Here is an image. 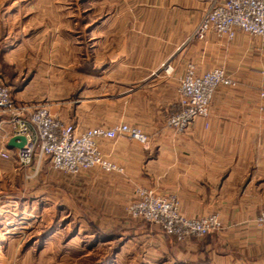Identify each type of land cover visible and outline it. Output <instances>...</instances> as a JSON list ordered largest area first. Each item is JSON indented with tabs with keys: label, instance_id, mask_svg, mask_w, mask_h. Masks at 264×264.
<instances>
[{
	"label": "crops",
	"instance_id": "crops-1",
	"mask_svg": "<svg viewBox=\"0 0 264 264\" xmlns=\"http://www.w3.org/2000/svg\"><path fill=\"white\" fill-rule=\"evenodd\" d=\"M214 1L143 0L144 6L154 9L156 16L147 20H156V27L141 33L140 44L125 42L119 52L122 56L93 64V71L107 77L110 88L114 87L107 98L116 105L110 115L120 117V122L139 123L151 139L146 146L125 138L99 141L101 151L122 173L95 170L69 177L45 165L41 174L62 197L73 189L85 193L91 188L98 210L109 204L108 211L116 212L121 199L130 200L134 187L144 186L176 196L188 217L220 213L228 230L255 228V218L264 209V42L239 31L233 40L210 32L205 39L186 44ZM13 4V0H0V77L9 86L11 98L18 104L45 102L52 114L72 121L79 130L89 128L80 120L83 106L58 98L53 90L36 88L37 74H30L27 57L34 35L19 33ZM132 53L140 57L133 59ZM190 62L197 65L198 73L224 67L238 84L219 86L209 117L198 119L185 134H176L165 120L178 104V85ZM168 65L171 70L166 71ZM133 116L143 119L137 121ZM9 131V124H4L0 153L9 150L10 156L4 160L18 164L16 148L8 147ZM27 167L33 170L27 177H37L36 161ZM68 178H74L76 185L69 184ZM52 207L49 204L46 209ZM114 241L110 236L93 242L112 250L95 264H133L127 263L138 255H131L132 245L142 242L127 238L111 248ZM218 241L163 239L166 252H148V258L141 256L135 264H261V253L234 254L228 243ZM247 242L258 244L259 240L251 236Z\"/></svg>",
	"mask_w": 264,
	"mask_h": 264
},
{
	"label": "rangeland",
	"instance_id": "rangeland-1",
	"mask_svg": "<svg viewBox=\"0 0 264 264\" xmlns=\"http://www.w3.org/2000/svg\"><path fill=\"white\" fill-rule=\"evenodd\" d=\"M13 1L15 27L19 28L20 34L28 32L34 35L27 57L30 74H37L36 88L44 92L53 90L58 93V98L64 97L70 104L80 105V108L83 106L85 113L81 114L80 120L89 128L112 127L120 123V117L110 115L114 112L115 103L107 100L114 87L111 89L107 77L102 79V75L93 71L92 67L94 63H107L122 56L119 52L124 50L127 41H132L134 46L140 44L143 39L141 33L156 27V20H147L156 16L154 9L152 11L148 7V11L143 0ZM193 40L190 36L186 44ZM129 55L133 59L140 57L139 53ZM133 117L137 121L143 119ZM128 124L143 130L139 123ZM4 158L0 155V264H95L112 250L93 242L110 236L115 238L111 248L127 238L133 239L134 243H143L132 245L131 255H138L127 263L140 262L141 256L148 258L149 253L166 252L168 246L161 244L163 239L184 241L195 238L208 242L225 241L234 254L259 252L262 254L261 264H264V229L256 221L255 228L228 230L218 213L223 222L221 229L206 236H189L180 240L168 234L159 224L127 215L126 205L134 197L135 187L131 191V199H121L123 203L117 205L116 212L108 211L109 204L99 206L98 210L97 197L93 196L91 188L85 193L73 189L67 195L69 197H62L56 186L52 187L53 183L41 174L45 165L50 166L48 161L37 168V177H27L33 170L19 162L10 164ZM68 179L69 184L76 185L74 178ZM163 196L176 198L180 206L176 196ZM49 204L53 205L51 210L46 209ZM92 224L105 227L98 229ZM251 236L258 238V244L247 242Z\"/></svg>",
	"mask_w": 264,
	"mask_h": 264
},
{
	"label": "built area",
	"instance_id": "built-area-1",
	"mask_svg": "<svg viewBox=\"0 0 264 264\" xmlns=\"http://www.w3.org/2000/svg\"><path fill=\"white\" fill-rule=\"evenodd\" d=\"M244 32L264 42V0H215L193 31L191 39L203 40L210 32L233 40L237 32ZM171 70L170 66L166 71ZM238 82L224 67H214L198 73L197 65L189 63L178 85V104L166 117V127L176 134H185L198 119L210 115L211 101L219 86L235 87ZM264 98V86L261 90ZM0 131L9 124L10 138L23 135L26 143L16 148L22 166L34 160L37 168L48 161L51 168L77 176L88 170L123 172V169L104 155L100 140L125 138L148 145L150 136L139 127L120 122L112 127L96 126L79 130L73 123L51 113L46 103L17 104L9 86L0 77ZM5 116V117H4ZM1 155L9 157L10 151ZM131 218L141 217L162 226L168 234L182 240L189 236H206L223 227L218 213L198 218L185 216L179 202L163 196L154 189L136 186L132 200L126 205ZM264 229V210L256 218ZM37 264V263H34Z\"/></svg>",
	"mask_w": 264,
	"mask_h": 264
},
{
	"label": "water",
	"instance_id": "water-1",
	"mask_svg": "<svg viewBox=\"0 0 264 264\" xmlns=\"http://www.w3.org/2000/svg\"><path fill=\"white\" fill-rule=\"evenodd\" d=\"M26 143V138L23 135L13 136L8 141L9 148H22Z\"/></svg>",
	"mask_w": 264,
	"mask_h": 264
}]
</instances>
